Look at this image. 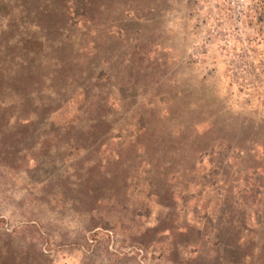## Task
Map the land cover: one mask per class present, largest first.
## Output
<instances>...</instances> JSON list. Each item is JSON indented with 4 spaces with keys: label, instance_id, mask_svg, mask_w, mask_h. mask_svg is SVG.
Instances as JSON below:
<instances>
[{
    "label": "rangeland",
    "instance_id": "1",
    "mask_svg": "<svg viewBox=\"0 0 264 264\" xmlns=\"http://www.w3.org/2000/svg\"><path fill=\"white\" fill-rule=\"evenodd\" d=\"M35 1L0 0V264H263L264 0H94V54Z\"/></svg>",
    "mask_w": 264,
    "mask_h": 264
},
{
    "label": "trees",
    "instance_id": "2",
    "mask_svg": "<svg viewBox=\"0 0 264 264\" xmlns=\"http://www.w3.org/2000/svg\"><path fill=\"white\" fill-rule=\"evenodd\" d=\"M36 5L32 7V9H34L35 11L39 10L40 13H43L45 15L47 14H51V13H54L56 15H61L63 17H66L65 21L67 20H70L68 15L71 12H74V15H75V22L76 24L75 25H78V27H80L83 31V33H85L86 36H90L91 37V41H90V44L92 45L91 46V50H90V53H95L96 52V43H95V39L94 37L96 36L97 34V26L95 24H93V14H91V12H93L94 10H96L98 8V5H96L95 1L94 0H56L54 2H52L51 0H37L35 1ZM69 2V3H68ZM69 4V5H68ZM27 14H28V10L26 11ZM26 14V15H27ZM85 24V25H83ZM69 34L67 32L66 34V37L64 36V39L66 41L69 40ZM28 41L26 42L25 40ZM32 39V37L30 35H26L24 38H23V44H28L29 41ZM26 42V43H25ZM28 48V47H26ZM26 52V55L23 58V61H26L25 58L26 56L29 54V55H33V53H31V50L28 48L25 50ZM142 54V53H141ZM34 56V55H33ZM21 60L22 63H24L25 65L28 63L27 61L26 62H23ZM73 60L70 59L69 63L72 62ZM41 61H39L38 63H40ZM44 66V64H42ZM60 64L57 63V66H59ZM59 69L60 70H57L59 72H63L65 71V68H63L62 66H59ZM43 78H41L40 76L38 77V80L39 81H42ZM95 80H96V77H95ZM88 89H85L82 87L81 89V97L82 99H84L87 94H88ZM47 94H51V91L48 89L46 91H43ZM41 105H46L47 101L46 100H39ZM264 264V262H263Z\"/></svg>",
    "mask_w": 264,
    "mask_h": 264
}]
</instances>
